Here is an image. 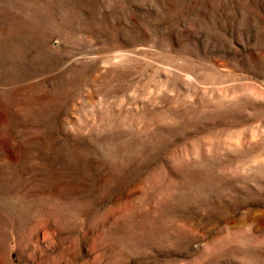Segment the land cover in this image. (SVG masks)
I'll return each instance as SVG.
<instances>
[{
  "label": "rangeland",
  "instance_id": "1",
  "mask_svg": "<svg viewBox=\"0 0 264 264\" xmlns=\"http://www.w3.org/2000/svg\"><path fill=\"white\" fill-rule=\"evenodd\" d=\"M0 264H264V0H0Z\"/></svg>",
  "mask_w": 264,
  "mask_h": 264
}]
</instances>
